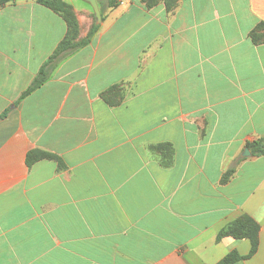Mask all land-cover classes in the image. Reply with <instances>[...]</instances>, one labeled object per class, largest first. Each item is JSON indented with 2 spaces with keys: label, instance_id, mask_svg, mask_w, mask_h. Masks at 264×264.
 Returning <instances> with one entry per match:
<instances>
[{
  "label": "crops",
  "instance_id": "0c3cea01",
  "mask_svg": "<svg viewBox=\"0 0 264 264\" xmlns=\"http://www.w3.org/2000/svg\"><path fill=\"white\" fill-rule=\"evenodd\" d=\"M64 1L84 38L92 6ZM98 3L92 40L22 99L69 27L37 0L0 6V264H217L249 252L218 240L244 214L259 247L233 264H264V156H243L264 137V0ZM36 149L63 163L28 165Z\"/></svg>",
  "mask_w": 264,
  "mask_h": 264
},
{
  "label": "trees",
  "instance_id": "16d2710c",
  "mask_svg": "<svg viewBox=\"0 0 264 264\" xmlns=\"http://www.w3.org/2000/svg\"><path fill=\"white\" fill-rule=\"evenodd\" d=\"M15 0H0V6L5 5ZM39 3L44 4L52 10L63 15L68 23L69 31L65 38L58 44L51 56L42 65L37 75L32 80L28 88L22 93L21 99L33 92L35 89L43 85L50 76L51 70L58 64V62L68 53L75 51L83 46H86L93 38L95 33L99 30L100 24L96 22L95 15L94 23L92 24L87 36L80 39L78 38L79 25L76 16L69 4L64 0H37ZM148 8H152L159 2L163 1L168 11H172L178 4L179 0H143ZM117 0H108V6L114 7ZM103 19L105 17L104 9L101 10ZM264 22H260L250 32V38L254 44L264 43ZM7 112L0 115V119L5 117ZM252 154L255 156H264V137L248 143ZM152 149L161 150L163 155L159 159L161 165L168 167L172 163V148L168 143L158 144L153 146ZM54 159L58 160L60 164L63 160L60 156L45 151V150H32L28 153L27 163L32 165L35 160L39 159ZM235 172V168L229 169L223 176V182H226ZM259 232L260 225L251 216L244 214L236 220L230 222L227 226L220 230L218 240L226 235H231L235 238H247L250 240L251 246L247 254L242 255L237 250L230 251L221 261L217 264H233L239 260L252 257L259 247Z\"/></svg>",
  "mask_w": 264,
  "mask_h": 264
},
{
  "label": "water",
  "instance_id": "95a60500",
  "mask_svg": "<svg viewBox=\"0 0 264 264\" xmlns=\"http://www.w3.org/2000/svg\"><path fill=\"white\" fill-rule=\"evenodd\" d=\"M85 1H87L92 6L96 22L98 24H100L102 22V20H103V16H102V12H101L98 0H85ZM250 154H251L250 148L246 147L245 150H244L243 156L247 157Z\"/></svg>",
  "mask_w": 264,
  "mask_h": 264
},
{
  "label": "rangeland",
  "instance_id": "374dc122",
  "mask_svg": "<svg viewBox=\"0 0 264 264\" xmlns=\"http://www.w3.org/2000/svg\"><path fill=\"white\" fill-rule=\"evenodd\" d=\"M264 30V29H263Z\"/></svg>",
  "mask_w": 264,
  "mask_h": 264
}]
</instances>
